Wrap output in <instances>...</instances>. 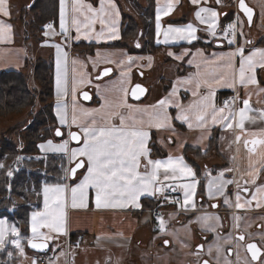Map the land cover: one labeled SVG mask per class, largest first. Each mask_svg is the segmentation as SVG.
I'll use <instances>...</instances> for the list:
<instances>
[{"label":"crops","instance_id":"1","mask_svg":"<svg viewBox=\"0 0 264 264\" xmlns=\"http://www.w3.org/2000/svg\"><path fill=\"white\" fill-rule=\"evenodd\" d=\"M231 1L234 2V0H230V3ZM8 2L10 5V16L4 17L0 14V20L11 25L8 38L0 41V70L15 69L27 71L30 66V64H28L29 62L39 56L46 57L48 54H51L53 61L52 112L55 118L56 128H60L62 135L55 136L52 134L38 141L36 145L40 153H63L66 158V174L68 168L74 163L70 162L71 149L82 146V132L78 126L79 124L83 123L85 126L90 125L92 123V116L95 117L97 122L102 123L103 121L101 118L105 114L113 111L121 112L127 116L129 115V108L124 107L125 104L131 106L132 109L139 108L152 111L151 106L156 105L161 99L168 98L170 94L173 93L174 87L176 93L171 96L166 111L170 116L175 117L179 110L174 105L179 104L186 108L194 100L199 99L198 96L194 97L192 94L194 91H197L195 83L190 82L199 79V77L195 75L198 72L197 65H200V73L207 72L214 77V80L209 78V83H211L214 88V97L212 99L217 108L224 107V102H222L221 99L224 96H228V104L232 106L235 103L234 110L238 112V109L243 107L242 100L246 98L245 93L247 91L250 94L251 108L254 110H264V102H258V100L264 101V95L259 97L257 95L259 89L264 88V68L257 66L255 69L254 74L259 82V87L250 85L245 89V87L239 83H236L234 87L229 86L233 85V81L237 77L236 70L239 68V56L233 58V66L229 67L227 64V56L222 55L235 52L236 50L232 43L229 44V40L219 37L221 33V17L228 11V7L222 8V5L227 3L226 0H221L220 3H217V0H200L198 4H193L192 0H170L172 3V11L169 12L168 15L161 16V30L159 36L156 27V9L158 6H164L169 3V0H154L156 44L164 47L158 52L161 56L159 54L157 55V53L131 52L127 47L112 45L120 38L121 16L123 11L121 0H112L119 14H116V9H110L112 14L108 17L106 26L102 27L99 23V19H97L87 35L84 34L85 25L87 23L84 21V15H82L80 11H74V7L81 8V6L91 4L93 8L98 10L101 6V0H64L63 7L65 25L67 28L66 35L61 32V0H58V12L55 24H53L51 28H46L45 26L48 20L43 26L41 33L42 39L40 41L27 39L25 42L23 40L24 33L20 25L19 16L22 9L29 6L32 0H8ZM140 2L143 3V0H140ZM105 3L107 7V0H105ZM201 7H210L219 14L215 37L208 31L207 23H201L196 19L195 13ZM81 10L83 11V9ZM73 18L79 23V33L76 30V26L72 23ZM172 20L179 21L174 22ZM188 24H192L196 29V38L199 35L203 37L202 45L193 47L188 46L196 39L191 40V42H189V40H169L168 42H164L163 32L169 25L173 27H183ZM113 26L115 32L110 35L109 28ZM130 39H128L126 43H128L129 46L136 47L138 45L137 38L134 37ZM214 39L218 40L217 43L213 42ZM30 43L33 44L32 51L28 52V48L31 45ZM57 45L60 46L59 50L56 47ZM241 46L244 45L238 43L237 48ZM244 47L246 48L245 55H247L254 48H264V44H246ZM186 49L190 54L185 53ZM169 53H172V55H169ZM58 54L61 59V90L59 94L57 91ZM130 57L131 60H129ZM177 57H179V59ZM189 61H192V63L189 64ZM159 64L162 66L171 65L173 70L169 72L167 76L165 74L166 72H162L165 71V68L161 67L160 73H158L156 68H158ZM103 68H109L111 71L108 75L98 78ZM154 71L155 76L150 81L151 84L142 81L145 77L153 75ZM221 77L224 79L222 80ZM136 81L143 83L147 88L146 94L140 100H133L128 95L130 86ZM217 82H219V84H217ZM154 85H156L155 88ZM84 89L90 90V100H82L80 98V92ZM73 90L75 91V95L73 94ZM125 92H127L126 96ZM149 93L152 94L151 97H149ZM207 94V86H202L201 95ZM237 95H239L240 100L234 102L233 96L237 97ZM58 109L61 115H66V123L64 124H61L60 116L57 115ZM74 111L77 118L76 124L72 122ZM85 113H89L90 115H85ZM227 113L228 109L226 108L225 114ZM248 115L253 117V120L245 121L243 133L236 127L229 129L226 126H222V123L213 124L210 115L208 116L207 123L202 127L194 126L189 128L186 123L173 119L171 121V127L168 129L157 130L152 128L150 129L151 139L149 141V147L151 149V143L154 142L163 154L157 156L151 155V157L153 159H165L169 154L173 156H183L185 163L192 168L190 162H188L183 153V148L185 146L204 148L208 139L215 134L217 147L214 156L218 158V162L215 163L222 164L224 161L223 158L229 156L227 164L231 169V176L224 177V179L235 181L236 183H244L246 179H251V177H249V172H253L255 169L261 167L262 158H264V145L257 144L255 146V152L253 153L248 151V148L253 147L251 143H249L247 147L245 146V140L264 139V120L259 117V111L249 112ZM141 118L146 117L138 113L136 119L139 120ZM111 122L119 125V118H114ZM230 122L235 124V118ZM73 130L80 133L81 140L77 142H71L69 140L68 133ZM237 135H241L242 137L239 142L236 141ZM48 141H52L53 144H61L67 141L69 151L57 152L50 149H41L39 147L41 144L47 145ZM86 171L87 167L79 169L74 178H72L73 182L69 180L71 178H66L64 182L46 183L42 186L41 199L45 186L56 184L64 185L67 188V201L65 207L66 230L71 233L84 232L86 237L88 233L90 234V239L85 238V240L82 241L84 243L90 241V246L85 247L82 244H78L75 247V253L68 263L65 261L63 250L59 249L62 252V260L64 264H85V261L88 260H77V257H79L82 252L83 254L86 253L87 248H90L98 253L102 251L109 252L105 257L107 264H117L115 262L119 252H122L125 258L127 257L126 263L130 264V255L127 256L126 254L130 252L135 253V248L130 247L135 244L139 246V249H145L147 246L145 242L146 238L150 235V232L154 230L155 226L159 224V220L150 217L147 212V205L142 203L141 198L145 197L154 200L156 196L161 193H156L155 195H142L139 199V203L142 205L141 208H135L129 205L123 209H114L97 208L95 205V190L89 189L86 206L73 208L71 187H74L80 182ZM219 175L220 172L218 168L216 174L206 178L205 189L208 194L210 182H220L217 179ZM255 179L256 188L260 185H264V170L260 171ZM160 180L163 181L162 175L160 176ZM192 182H196L197 188L195 173L194 181L193 178L189 177L176 181L175 183ZM176 189L180 193L182 205L185 206L183 189L179 187H176ZM257 199H259V197H257ZM243 201L244 200L241 202L243 203ZM145 214L148 216V220H142ZM202 215L203 214H199L198 216L201 217ZM163 217L164 219L166 218V221L169 220L165 213ZM30 238L31 237H26L25 240L27 241ZM51 263L53 262L51 261ZM95 264H100V260L96 258ZM121 264H125V262Z\"/></svg>","mask_w":264,"mask_h":264},{"label":"snow or ice","instance_id":"2","mask_svg":"<svg viewBox=\"0 0 264 264\" xmlns=\"http://www.w3.org/2000/svg\"><path fill=\"white\" fill-rule=\"evenodd\" d=\"M200 0H192L193 4H198ZM221 0H217L220 3ZM64 0H61V32L67 34V28L65 25V13H64ZM240 11H242L248 20V23H252L253 10L246 3L245 0H239L238 5ZM83 9V11L81 10ZM110 9H116V5L112 3V0H107V7L105 0H101V6L97 10L93 8L91 4L81 6V8L74 7V11H80L84 15V21H86L85 32L87 35L88 31L92 29V26L99 19V23L106 26L108 17L112 14ZM172 11V3L169 0L164 6H158L156 9V27L157 34L159 36L161 30V16L168 15ZM0 14L4 17L10 16V5L8 0H0ZM118 15V9H116ZM218 13L210 7H201L195 13L196 19L201 23L208 24V31L213 37L216 36V27L218 21ZM207 17V18H206ZM73 25L76 26V30L80 32V26L78 21L73 18ZM242 21L237 18V21L227 25L224 29L225 38L228 37L231 30V35L235 36L236 24H241ZM46 28H51L52 25H46ZM11 31V25L6 24L0 20V41L6 40L8 34ZM115 32L114 26L109 28V34L112 35ZM196 29L192 24H188L183 27L168 26L163 32L164 42L169 40H191L196 39ZM47 35V33H46ZM240 35H243L241 31ZM229 44L233 43V40L228 41ZM251 41H246V44H251ZM59 50V45L56 46ZM139 47V45H137ZM246 48L244 46L238 47L235 52L222 54L227 56V64L229 67L233 66V58L239 56V68L237 71V77L233 81L234 87L236 83L243 85L247 89L250 85L259 87V82L255 76V69L257 66L264 68V48H254L251 52L245 55ZM186 54L188 50H185ZM172 55V53H169ZM215 55V54H213ZM179 59V57H177ZM131 60V57L129 58ZM192 61H189L191 64ZM200 65H197L198 72L195 74L199 79L194 81L197 91L192 94L194 97L198 96V100H194L186 108L183 105H174L179 111L175 117H172L166 111L171 96L175 95L176 89L174 87L173 93L168 98L161 99L156 105L151 106L152 111L148 109H132L131 106L125 104L124 107L129 108V115L125 116L121 112H110L105 114L101 119L102 123L97 122L94 116H92V123L88 126L81 123L78 126L82 132V146L73 148L70 151V162H74V167H71L67 171L75 176L78 169L87 167V171L80 180V182L71 187V201L72 207H85L89 195V189L95 190V205L97 208H126L131 205L135 208H141L142 205L139 203V199L144 194L155 195L156 193H163L165 187L175 191L176 187L183 189L184 204L185 206L193 204L194 206V195L196 189V182L192 183H180L176 184L184 178H193L194 172L189 167L183 156H173L169 154L165 159H153L151 157V149L149 147V141L151 139L150 129L155 128L157 130L168 129L171 127V121L173 119L179 120L186 123L189 128L194 126L202 127L207 123L208 116L212 118V123H222V126H226L231 129L236 127L243 133L245 121L253 120V117L249 116L248 113L252 111H259V117L264 120V110H254L250 105V94L246 91L245 96L242 100L243 107L238 109V112L234 110L235 103L230 106L228 101L224 102V107L217 108L212 99L214 97V88L209 83V78L214 80V77L210 73H200ZM61 59L58 54L57 56V91L58 94L61 90ZM111 71L109 68H105L102 76L108 75ZM99 78V77H98ZM223 80L224 78L221 77ZM219 84V82H217ZM202 86H207L208 94L201 95ZM122 87V85H121ZM139 89L141 92L144 89L140 85H136L132 90V95L135 98H139L136 94V90ZM75 95V91L73 90ZM87 99V93L84 94ZM127 92H125V96ZM258 97L264 95V88L259 89L257 93ZM234 102L240 100L239 95L233 98ZM258 102H264L258 100ZM228 109V113L225 114V109ZM138 113L143 114L146 118L136 119ZM57 115L60 116L61 124L66 123V115H61L58 109ZM85 115H90L85 113ZM114 118H119V125L112 123ZM235 118V124L231 123ZM73 124L77 123L75 111L73 114ZM174 131V129H173ZM57 136H61L62 133L59 129L56 131ZM71 140H81L80 133L70 132ZM241 135L236 136V141L241 140ZM245 146L249 143L253 147L248 148L250 153L255 152V146L257 144L264 145V139H252L251 141L245 140ZM41 149H50L57 152H68V142L65 141L61 144H53L52 141H48L47 145L41 144ZM79 158V159H78ZM86 159V164H85ZM3 167V165H0ZM264 170V158H262L261 167L255 169L253 172H249L251 179L245 180V185L251 183L256 186L255 177L259 175L260 171ZM228 171H231L229 169ZM11 175V172L8 173ZM163 176V181L160 180V176ZM220 182H210L208 186L209 195L215 193H223L225 185L236 183L235 181L225 180L224 173L221 172L217 178ZM159 185V186H158ZM236 192V203L237 209H243L245 206H251L252 201H256V207H260V201L264 200V185H260L256 188V192L250 193L252 196L251 200H244L241 202L242 196L241 190L245 193L249 192L248 187H243L237 183ZM67 188L62 184H56L52 186H45L43 189L44 206L42 210L33 211L31 213V238L28 240V245L37 250H44L48 247V242L55 239V236L66 233V201H67ZM259 197V199H257ZM167 200V196H165ZM79 202V203H78ZM228 204L229 201L225 200ZM217 207V205H212ZM160 220L161 230H164V221ZM205 221L209 220L210 217L204 216L202 218ZM217 219H219L217 217ZM239 221L240 217H235ZM238 227V224H237ZM47 230V231H43ZM210 230V229H209ZM13 237L10 243L19 250L21 255H24V248L21 245V237L17 228L8 226L7 222L0 220V248H4L9 240L6 237ZM245 237L240 235L239 241H243ZM41 241V242H36ZM168 241H165L167 244ZM198 249H202V245L197 246ZM247 252L250 253L252 264H259L261 260H264V254L262 249L258 247L256 243H248L246 245ZM211 251V249H210ZM219 251V249H218ZM12 253H9L11 256ZM32 264H36L33 260ZM203 264H209L207 260L203 261Z\"/></svg>","mask_w":264,"mask_h":264},{"label":"trees","instance_id":"3","mask_svg":"<svg viewBox=\"0 0 264 264\" xmlns=\"http://www.w3.org/2000/svg\"><path fill=\"white\" fill-rule=\"evenodd\" d=\"M121 3L123 11L120 38L112 45L127 47L131 52L158 55L164 47L156 44L154 0H143V3L140 0H121ZM57 6L58 0H32L29 6L22 9L19 18L24 42L27 39L34 41L42 39L41 33L46 22L48 20H53V24L56 22ZM223 16L221 20L224 19ZM134 37L137 38L139 47L126 43L128 39ZM202 40L203 37L199 35L188 46L202 45ZM28 64L30 66L27 71L0 70V117L28 110L25 120L9 125L0 133V165H3L0 167V217H6L12 222L25 238L28 237L29 212L39 208L41 204L42 186L66 180L65 155L40 153L36 145L38 141L54 134L56 128L52 112V56L51 54L46 57L39 56ZM36 102L40 105L36 106ZM215 137V134L212 135L204 148L189 146L183 148V153L197 178L198 192L202 191L207 176L227 164L224 161L222 164L213 165L199 162L200 157L215 152L217 147ZM161 154L163 152L152 142L151 155ZM141 201L147 205L146 207L155 203V200L145 197L141 198ZM2 256L0 251V261Z\"/></svg>","mask_w":264,"mask_h":264},{"label":"flooded vegetation","instance_id":"4","mask_svg":"<svg viewBox=\"0 0 264 264\" xmlns=\"http://www.w3.org/2000/svg\"><path fill=\"white\" fill-rule=\"evenodd\" d=\"M242 37L245 45L246 41H251V44H264V17H260L255 8L252 23L247 25L245 21ZM217 41L216 39L213 40L214 43ZM227 166L229 165L226 164L223 168L219 167L220 173H226L224 177L231 176L230 171L223 170L227 169ZM216 171L217 169L213 174H216ZM238 184L241 189L243 187L249 188L248 193L241 190L242 200H251L250 193L256 191V186L251 183L245 185V182ZM237 191V183H232L224 187L223 193L210 196L205 189L204 182L202 191L196 190L194 206L193 204L185 206V212L174 213L176 216L166 222L167 226L173 224V231L176 230L177 226L182 228L185 226L189 229L183 235L181 234L189 243L183 264H203L205 260L209 264H252L250 253L247 252L246 248L248 243H256L264 254V200L260 201V207H256V201L253 200L251 206L237 209L235 207ZM225 200H228L229 203L226 204ZM212 205H217V207H212ZM199 214H213L216 222H209L210 224L207 226L198 225L197 216ZM237 216L240 217L239 221L235 219ZM154 230V233L159 234L158 225L155 226ZM240 235L245 237L243 241L238 240ZM165 241L168 243L165 244ZM155 242L158 247L165 246V248L170 244L167 236H161ZM198 245H202V249H198ZM259 264H264V260H261Z\"/></svg>","mask_w":264,"mask_h":264},{"label":"rangeland","instance_id":"5","mask_svg":"<svg viewBox=\"0 0 264 264\" xmlns=\"http://www.w3.org/2000/svg\"><path fill=\"white\" fill-rule=\"evenodd\" d=\"M227 3H225V5L223 4L222 8H227L228 7V11H226V14L223 16L224 19L221 20V29L223 28V22L224 20H229L232 17L236 16V21L237 18H239L240 21H242V25L241 24H236V41L238 43H240L241 45L245 46V42H244V38L242 37V35H240L241 31L243 32L244 30V24L245 21L243 19V17L240 15V13H238L237 11L234 12L235 9V1L230 3V0H226ZM252 7H254L256 9V11L259 13L260 17H264V0H246ZM229 2V3H228ZM230 4V5H229ZM226 17V18H225ZM259 20V18H258ZM138 22V21H137ZM221 34V35H220ZM219 34V37H223L224 39L227 40H233L232 35H228L227 38H225L224 36V29L221 30V33ZM32 43V42H31ZM30 43V44H31ZM29 45V44H28ZM32 46L33 44L30 45V47L28 48V52L32 51ZM75 51V49H74ZM89 51V50H87ZM161 56V55H160ZM161 67H164L165 71H162L163 73H165L167 76L169 74V72H171L173 70V67L171 65H166V66H162L159 64L158 68H156V71H158V73H160V69ZM163 74V75H165ZM162 75V74H161ZM155 76V71L153 72V75H151L150 77H145L144 79H142L143 82L147 83V84H151V80L154 78ZM156 81V80H155ZM31 84L34 85V82L31 81ZM156 85H154L155 88ZM152 94L149 93V97H151ZM40 104L38 102H36V106H39ZM27 112L28 110L25 109L22 112L19 113H15V114H11L8 117H0V133L2 130H4L6 127H8L9 125H13V123H20L21 121L25 120L26 116H27ZM199 162L201 163H206L207 165H213L216 164L215 162H218V158H216L214 156V153L210 152L208 155H205L204 157H200L199 158ZM224 161H228L229 156L223 158ZM229 166H227V169H223L225 170H229ZM226 174V173H224ZM70 181L73 182L72 179H70ZM184 198V196H183ZM17 200H20V198H16ZM44 206V197L42 195V199H41V204L39 208L36 209H32L29 212V229H28V237H31V213L33 211H39L42 210ZM164 213H160L157 215L156 219L162 218L164 221V230H161L160 227V220H159V234L154 233L155 230H152L150 232V235H148V237L146 238V248L145 249H139L137 245L135 246H131L130 248H135V253L130 252L127 253L126 255H130V264H183L185 255L187 253V246L189 243H187V239L184 236H181V234L183 235L184 232L188 231L189 229L187 227H180L177 226L176 230L173 231V224L167 226V221L166 218L164 219ZM176 215L173 212H170L168 214H166V217L169 220H172ZM204 216H208L210 217L209 220L205 221V220H197L198 225H206L210 224L209 222H216V219L214 218L213 214H205L200 216H197L198 218H202ZM148 220V216L145 214L142 218V220ZM0 220H4L7 222L8 226H13L14 224L12 222H10L9 220L6 219V217H0ZM168 220V221H169ZM43 231H47V230H43ZM20 234V233H19ZM52 235H57L55 233H53ZM61 235V234H60ZM86 235V234H85ZM159 235V236H158ZM161 236H167L170 240V244L167 248H165V246L162 247H158L156 245V239L160 238ZM21 237V245L24 248V255H21L19 250L15 248L14 245H12L10 243V240L13 238L11 236V234H9L8 237H6V239L9 240V243L6 244V246L4 248H0V251L2 252L3 256L0 262H2L3 264H32L31 262V251L29 249H26L25 247V237L20 235ZM86 237V236H85ZM90 239V234H87L86 239ZM79 244H82L83 246H90V241L84 243V242H80ZM145 247V246H142ZM87 252L83 254L80 253V256L77 257L78 259H84L88 260L85 261V264H95L96 258L100 260V264H107V262L105 261V257L107 256V254H109V252L107 253V251H102L100 253L94 251L93 249L87 248L86 250ZM9 253H12L11 256H9ZM117 260L115 263L117 264H121L122 262H125V264H127V257L125 258V255H123L122 252H119L117 254ZM55 262L52 261L53 263L49 262L48 264H64V261L62 260V252L61 250H58L56 252V256H55Z\"/></svg>","mask_w":264,"mask_h":264},{"label":"built area","instance_id":"6","mask_svg":"<svg viewBox=\"0 0 264 264\" xmlns=\"http://www.w3.org/2000/svg\"><path fill=\"white\" fill-rule=\"evenodd\" d=\"M236 12V10H234ZM236 21V16L232 17L229 20H224L223 28L231 23H234ZM47 25H53V20H49L47 22ZM231 35V30H230ZM233 38V46L235 49H237L238 42L236 41V27H235V36L232 35ZM235 98V96H233ZM222 102L228 101L229 97L224 96L222 99ZM66 178H68V175L66 174ZM165 196H167V200L165 199ZM155 203L153 206L147 207V212L149 213L150 217L155 219L158 214L165 213L168 214L170 212L173 213H180L185 212L186 207L182 205L181 203V197L179 191L175 188V191H172V189L165 187L164 192L157 195L154 199ZM55 236V239L48 242V248L46 251L38 252V251H32L31 254V262L33 260L36 261V264H48L49 262L53 261L56 256V252L59 249H62L65 255V261L68 263L73 254L75 253V247L82 241L85 240V233L84 232H75L71 233L68 230H66L65 234L62 235H53Z\"/></svg>","mask_w":264,"mask_h":264},{"label":"water","instance_id":"7","mask_svg":"<svg viewBox=\"0 0 264 264\" xmlns=\"http://www.w3.org/2000/svg\"><path fill=\"white\" fill-rule=\"evenodd\" d=\"M245 3H246L250 8H252V10H253V14H254V8H253V7H252V6H251L246 0H245ZM238 5H239V0H236V1H235V6H236L237 11H238V12L244 17V19H245L247 25H250V24L248 23V20H247L246 15H245L242 11H240ZM252 18H253V17H252ZM104 69H105V68H103V69L100 71L98 77H102L101 73H103ZM136 85H140L141 88L144 89L143 92H141L139 89L136 90V94H137V96L139 97L138 99L135 98V97H133V95H132V90L135 88ZM146 91H147L146 86H145L143 83H141V82H139V81H136V82H134V83L130 86V88H129V92H128V95H129V97H130L131 99H133V100H140V99H142V98L144 97V95L146 94ZM85 93H87V96H88L87 99L85 98V95H84ZM80 98H81L82 100H90V98H91L90 90H89V89H84V90H82V91L80 92ZM57 129L60 130V128L57 127V128H55L54 131H53V133H54L55 136H57V135H56V131H57ZM60 132H61V130H60ZM71 132H76V131L73 130V131H71ZM61 133H62V132H61ZM69 133H70V132H69ZM69 133H68V138H69V140H70L71 142H77V140H71V139H70ZM71 167H74V163H73L68 169H70ZM78 170H79V169H78ZM78 170H77V171H78ZM68 177L71 178V179L74 178V176H72L71 173H70L69 171H68ZM28 240H29V239H28ZM28 240L26 241V246H27V248H28L30 251H38V252H42V251H46L47 248H48V247H47V248L44 249V250L33 249V248H31V247L28 245ZM36 242L39 243V242H41V241H36Z\"/></svg>","mask_w":264,"mask_h":264}]
</instances>
